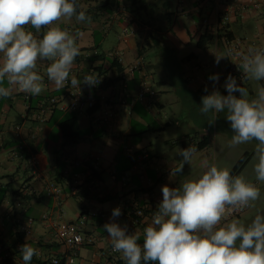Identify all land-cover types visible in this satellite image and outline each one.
<instances>
[{
	"label": "crops",
	"instance_id": "crops-1",
	"mask_svg": "<svg viewBox=\"0 0 264 264\" xmlns=\"http://www.w3.org/2000/svg\"><path fill=\"white\" fill-rule=\"evenodd\" d=\"M78 1L92 21L58 22L73 34L82 33L70 78L82 80L94 72L103 83L72 88L69 78L66 87L57 89L45 74L50 62L39 61L45 91L34 96L14 90L10 97L0 98V254L9 255L14 264H24L20 255L24 243L39 252L30 264L66 253L74 256L73 264L125 262L119 253L103 252L111 245L103 226L112 221V210L121 209L116 222L139 235L142 244L150 214L162 201V186L178 187L190 175L188 164L182 173L171 174L181 159L179 150L195 144L197 151L211 149L216 154L218 136L233 135L223 112L219 128L215 122L208 124L199 111L201 97L214 87L227 95L224 84L229 74L255 95V82L243 79L239 69L229 72L231 59L239 65L235 55L219 64L215 60L227 54L228 42L235 45L234 52L264 48V0H143L139 6L128 0ZM224 12L228 19L223 25ZM29 30L39 38L46 31L36 33L30 26ZM138 59L140 67L124 83L127 67ZM214 74H219L218 82L209 79ZM142 78L155 94L140 100L136 95ZM75 94L93 95L96 109H68ZM51 97L56 98L52 106ZM143 150L150 153V160L134 167L131 152ZM30 155L36 157V167L28 162ZM88 167L99 177L89 179ZM75 173L79 177L73 190ZM51 182L61 188L59 196L47 193ZM134 206L145 211L138 221L128 214ZM65 215L68 221L83 220V231L95 242L78 247L59 242L54 224Z\"/></svg>",
	"mask_w": 264,
	"mask_h": 264
},
{
	"label": "clouds",
	"instance_id": "clouds-1",
	"mask_svg": "<svg viewBox=\"0 0 264 264\" xmlns=\"http://www.w3.org/2000/svg\"><path fill=\"white\" fill-rule=\"evenodd\" d=\"M77 0H0V98L14 90L40 95L45 91V76L38 70L39 61H49L45 74L57 89L67 86L76 57L80 54L77 39L82 33H71L59 26L62 20L91 22L92 17ZM29 26L40 33L39 38ZM235 55L242 78L255 82V95L237 83L229 74L222 95L215 87L201 97L199 111L211 126L219 113H225L233 135L230 148L256 141L253 165L255 180L264 183V48L251 46L240 52L229 49L223 58ZM219 81V74L209 77ZM100 83L96 73L82 80L71 76L72 88L81 84L90 88ZM205 92H208L207 86ZM235 93H239L237 96ZM197 153L195 144L180 149L181 159L171 174L183 172ZM162 201L153 212L151 223L139 235L129 233L116 218L119 207L112 210V221L103 228L112 251L121 254L126 264H264V214H256L250 223L230 218L233 213L254 207L261 189L244 175L233 176L227 167L213 163L199 177L183 179L178 187L162 186ZM24 264H30L39 252L28 243L20 247Z\"/></svg>",
	"mask_w": 264,
	"mask_h": 264
},
{
	"label": "built area",
	"instance_id": "built-area-1",
	"mask_svg": "<svg viewBox=\"0 0 264 264\" xmlns=\"http://www.w3.org/2000/svg\"><path fill=\"white\" fill-rule=\"evenodd\" d=\"M228 19V13L224 12L221 16L220 23L225 24ZM125 32L127 29L124 30ZM228 50L231 49L235 50V45L232 43H227ZM141 60H136L135 63L127 67V74L126 77L123 78V81L125 83L126 79L133 78L135 71L140 67ZM229 72L236 73L238 71V68L236 67V63L234 59H231L228 67ZM100 79V83L98 85H101L103 83V80L100 76H98ZM153 95L155 94V90L150 86L149 82L146 78H142L140 82V87L137 92L136 97L140 100H143L145 98V95ZM56 102V98L51 97L49 99V104L52 106ZM96 103V99L93 95H80L75 94L71 97L70 102L66 106L68 109L75 111V112H82V111H88L90 108H92ZM45 109H48V106L45 107ZM191 143L193 142V139H190ZM131 157L134 160V167H136L137 162L146 161L148 162L150 160V153L147 150H143L140 152H131ZM28 162L32 167H36L37 165V159L34 155H30L28 157ZM93 170H95L93 167H88L87 171L85 172V175L92 177ZM127 173H123V178H125ZM79 175L74 174L73 175V184L71 185V189H75L76 182L78 180ZM47 193L59 196L62 193L61 188L56 185V183H49L47 185ZM243 211V210H242ZM241 211V212H242ZM144 209L140 206H134L130 211L129 215L134 218V220H137L144 215ZM239 213H233V215L240 214ZM95 212H92L91 215H95ZM152 214H150V219L152 218ZM32 218H28V222H32ZM83 220L80 221H68V220H59L54 224V233L55 238L61 242L62 244L66 245L67 247H78V246H86L91 245L95 242V237L91 233L84 232L82 229ZM26 232H28V229H26ZM2 249V245L0 243V251ZM104 253L110 254L114 253L112 251V244L109 245L104 251ZM3 260V255L0 254V263ZM74 256L70 253H66L63 258L54 257L50 260L51 264H73Z\"/></svg>",
	"mask_w": 264,
	"mask_h": 264
},
{
	"label": "rangeland",
	"instance_id": "rangeland-1",
	"mask_svg": "<svg viewBox=\"0 0 264 264\" xmlns=\"http://www.w3.org/2000/svg\"><path fill=\"white\" fill-rule=\"evenodd\" d=\"M257 87V85H256ZM221 119V113L218 114V118L215 120V124L217 128L220 127L222 122L220 121ZM224 126V125H223ZM220 134V133H219ZM230 140V135L227 136H218V139H216L217 143V153H213V151L210 149L209 153L206 151H197L195 157L193 158V161L189 167H187L188 172L190 175L188 178L195 179L202 175L204 171L207 170V167L210 166L211 164L215 163L219 167H227L231 169L232 165L235 163V161L241 156L242 153L245 151L248 153V163L244 167L242 171L238 175H244L246 179L254 182L257 184L258 187L261 189V197L258 201L255 202L254 207H249L244 209L241 212L240 217L238 216H233L232 218L240 219L244 223H250L252 219H254L256 214H264V183H260L255 180V174L253 171V165L255 164V160L253 159L254 157V147L255 144L257 143L256 141H253L248 144L244 145H239L235 148H230L228 146V141ZM222 143V144H221ZM223 147L225 150H222ZM221 149V150H220ZM226 151V152H225ZM19 178H17L14 183L15 186L19 184L20 181ZM18 181V182H17ZM68 216L65 215L64 219H67ZM17 264H21L20 262H16Z\"/></svg>",
	"mask_w": 264,
	"mask_h": 264
},
{
	"label": "trees",
	"instance_id": "trees-1",
	"mask_svg": "<svg viewBox=\"0 0 264 264\" xmlns=\"http://www.w3.org/2000/svg\"><path fill=\"white\" fill-rule=\"evenodd\" d=\"M130 2L131 5H134V6H139V4L143 1V0H128ZM77 3L79 4V1L77 0ZM81 10V9H80ZM97 103V102H96ZM90 108L88 110V112H92L96 109V104ZM248 153L245 151L244 153L241 154V156L235 161V163L232 165L230 171H231V174L233 176H236L240 173V171L242 170V168L245 166V164L247 163L248 161ZM62 175V172L61 171H58V176L60 177ZM99 177V174L96 170H93V173H92V177H89V179H94V178H98ZM51 264L50 262H47V261H44V262H39L38 261V264ZM2 264H14L12 263L9 255H5L3 257V263ZM113 264H126V262H122L121 260H115Z\"/></svg>",
	"mask_w": 264,
	"mask_h": 264
}]
</instances>
